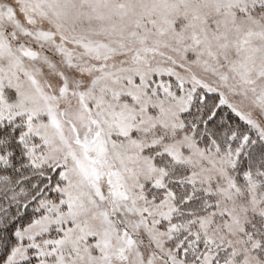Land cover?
Wrapping results in <instances>:
<instances>
[{"label":"snow or ice","instance_id":"1","mask_svg":"<svg viewBox=\"0 0 264 264\" xmlns=\"http://www.w3.org/2000/svg\"><path fill=\"white\" fill-rule=\"evenodd\" d=\"M0 264H264V0H0Z\"/></svg>","mask_w":264,"mask_h":264}]
</instances>
